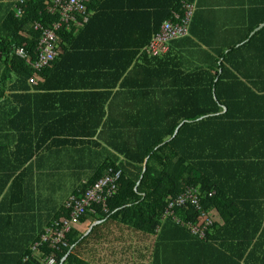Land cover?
<instances>
[{"label":"trees","instance_id":"trees-1","mask_svg":"<svg viewBox=\"0 0 264 264\" xmlns=\"http://www.w3.org/2000/svg\"><path fill=\"white\" fill-rule=\"evenodd\" d=\"M18 1H13L14 8L0 25V60L6 65L3 79L11 74L23 83L40 78L44 80L40 89L45 91L54 83L104 81L111 90H123L116 96L130 99V108L123 109L120 116H109L106 122L115 129L106 142L124 163L116 166V157L72 193L81 195L109 167L121 171L116 193L106 202L107 212L95 207L94 214L86 213L80 219V223L90 218L102 225L85 238L73 228L65 236L66 246L52 248L42 243L34 249L46 228L67 218L63 207L43 231L28 236L20 230V246L13 251L3 247L0 264H46L50 258L55 264H109L106 259H96L95 246L102 229L115 224L135 235L137 242L153 243L149 264H264V87H248L241 81L258 78L250 76L252 65L264 68V51L260 49L264 50V27L251 35L260 22L216 56L204 52L206 60L201 63L214 65L220 74L216 78L203 70L185 73L183 58L169 53L157 58L143 55L135 62L161 25L174 13L183 15V4H192V0H90L88 22L76 31L63 26L58 32V59L52 67L34 74L14 56V49L24 48L35 59L41 32L34 30V25L49 28L59 18L47 11L50 0H27L24 5ZM15 8L21 9L19 16ZM127 36H131V45L124 44ZM145 63L147 81L143 85L137 82V74L145 69ZM156 63L163 64L155 79L149 68ZM240 67L244 70H238ZM260 74L264 76V72ZM55 85L56 90L62 88ZM109 97L106 93L105 98ZM138 98L147 101L144 112L138 110ZM35 152L12 154L16 165L9 173L14 185L22 181L21 170ZM18 171L21 173L15 177ZM9 173L0 195L12 177ZM189 186L201 191L203 211H215L221 219V224L214 220L201 241L172 219L162 221L167 200ZM174 215L194 223L199 213L187 206L177 208ZM102 246L100 243L99 248Z\"/></svg>","mask_w":264,"mask_h":264},{"label":"crops","instance_id":"crops-1","mask_svg":"<svg viewBox=\"0 0 264 264\" xmlns=\"http://www.w3.org/2000/svg\"><path fill=\"white\" fill-rule=\"evenodd\" d=\"M13 1L0 0V25L14 8ZM192 5L195 8L192 34L170 43L166 55L181 56L185 73L203 70L217 78L220 74L215 72L214 65L201 63L206 60L204 52L216 56L217 51L241 40L252 25L264 24L260 21L264 18V0H192ZM130 37H126L124 44L131 45ZM260 49L264 51L262 46ZM141 56L139 53L135 62L140 61ZM162 64H154L152 70L149 68L155 79V72L161 71ZM222 66L232 70L229 65ZM5 67L1 59L0 188L6 174L16 165L12 154L18 150L36 151L21 170L20 184L14 185V176L9 173L12 177L0 195V223L4 224L0 225V250L5 247L13 251L21 244L20 230L28 236L43 231L48 221L55 220L72 193L91 180L96 171L116 157V166L124 161L106 142L115 133L113 124L108 126L106 122L109 116H120L123 109H129L130 99L124 95L117 97L116 94L123 91L121 88L117 89L118 92L111 90L110 84L99 80L54 83L62 88L56 90L51 84V88L45 91L40 89L44 81L40 78L35 84L29 80L23 83L14 74L3 79ZM147 67L145 63V69L137 74V82L143 85L147 81ZM238 70L244 69L240 67ZM248 71L250 76L259 75L258 78L252 82L241 81L248 87L253 84L264 87V76L260 74L264 68L252 65ZM234 75L242 78L240 74ZM106 93H110L109 99L105 98ZM137 106L144 112L147 101L138 98ZM222 110L224 113L225 107ZM153 114L157 116L156 112ZM21 171L16 172L15 177ZM68 181L70 188L65 190L63 185ZM211 214L221 224L215 211ZM8 216L12 217L10 221ZM96 222L87 218L76 227L83 233L82 238L87 237L94 227L102 225L101 221L94 225ZM134 236L116 224L102 229L101 240L95 246L98 248L96 259H106L109 264H149L153 243L150 240L137 242ZM100 243H103V249L99 248Z\"/></svg>","mask_w":264,"mask_h":264},{"label":"built area","instance_id":"built-area-1","mask_svg":"<svg viewBox=\"0 0 264 264\" xmlns=\"http://www.w3.org/2000/svg\"><path fill=\"white\" fill-rule=\"evenodd\" d=\"M27 0H19L20 5H24ZM47 7L50 14H57L59 21L53 23L49 28H43L38 23L34 25V30L40 31V39L37 45L35 59L32 60L29 53L24 48H15L14 56L29 65L34 74H39L47 68L52 67L59 57L57 50L59 37L58 32L63 26L73 28L75 31L82 28L90 17L87 4L90 0H50ZM183 15L173 14V18L165 21L159 31L153 35L150 42L141 50L142 55L148 57H162L168 52L169 44L184 37L189 36V29L194 17L195 8L192 4H183ZM15 15L21 14L20 8H15ZM31 84L36 80L29 79ZM121 171L109 167L104 174L81 195H71L64 208L68 215L60 222H54L45 229L40 241L34 245V249L42 243H49L50 247L66 246L65 236L73 228L80 224V219L86 213H95V207H101L103 212H107L106 202L116 193L117 182L120 179ZM213 193H209L211 196ZM202 193L197 187H186L185 190L174 198L167 200V206L162 216V221L172 219L174 223L187 230V232L199 240L206 238L207 230L212 226L214 218L210 213L201 208ZM190 206L194 208L199 216L196 222L184 221L174 215L177 208ZM46 264H55V260L50 258Z\"/></svg>","mask_w":264,"mask_h":264},{"label":"water","instance_id":"water-1","mask_svg":"<svg viewBox=\"0 0 264 264\" xmlns=\"http://www.w3.org/2000/svg\"><path fill=\"white\" fill-rule=\"evenodd\" d=\"M260 26H261V27H260ZM260 26L256 29L255 32H257L258 30H260L261 28H263V27H264V24H262V25H260ZM259 28H260V29H259ZM253 32H254V31H253ZM253 32L251 33L252 35L255 33V32H254V33H253ZM250 36H251V35H250ZM176 133H177V132H175V134H176ZM146 161H147V160H146ZM146 161H145V162H146ZM144 171H145V166H144V168H143V172H144ZM141 178H142V176H141ZM141 178H140V180H141ZM139 182H140V181H138V183H137L136 186L139 185ZM135 190H136V187H135ZM98 223H100V222H96L94 225H96V224H98Z\"/></svg>","mask_w":264,"mask_h":264},{"label":"rangeland","instance_id":"rangeland-1","mask_svg":"<svg viewBox=\"0 0 264 264\" xmlns=\"http://www.w3.org/2000/svg\"><path fill=\"white\" fill-rule=\"evenodd\" d=\"M70 181H68L67 183H65L63 186H65V190H67V189H69L70 188ZM57 192V191H56ZM55 194V193H54ZM58 194V197H61V193L60 192H58L57 193Z\"/></svg>","mask_w":264,"mask_h":264}]
</instances>
